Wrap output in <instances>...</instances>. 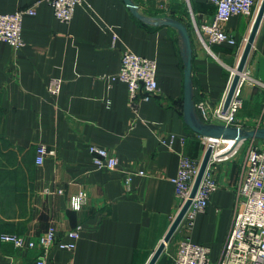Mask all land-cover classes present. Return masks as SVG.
<instances>
[{
    "label": "crops",
    "instance_id": "0c3cea01",
    "mask_svg": "<svg viewBox=\"0 0 264 264\" xmlns=\"http://www.w3.org/2000/svg\"><path fill=\"white\" fill-rule=\"evenodd\" d=\"M36 1L0 0V13ZM132 1L147 20L135 17L123 0H84L63 23L40 1L32 15L22 18L24 45L14 49L0 41V234L37 239L52 225L58 241H67L66 231L80 224L75 248L66 251L53 245L50 264H147L180 209L169 180L180 154L201 161L206 150V139L183 118L179 34L160 21L172 18L186 26L193 101L205 98L212 105L224 101L253 21L231 16L222 28L235 43L206 47L195 25L214 15L215 6L207 0ZM124 49L156 61L158 90L139 101L137 116L126 84L110 79ZM244 69L264 82V22ZM53 78L61 80L57 95L47 91ZM238 98L239 127L255 128L264 89L244 81ZM161 135L174 136L170 147L159 143ZM90 143L116 156L119 168L97 169L87 152ZM38 144L51 151L41 164L35 163ZM246 144L234 156L208 166L218 187L196 215L190 237L209 247L214 263L231 229ZM226 146L230 152L228 140ZM128 168L144 171L132 177L129 189L123 183ZM81 189L87 201L76 211L68 199ZM182 234L183 227H177L154 264H173ZM38 253L0 240V264H35Z\"/></svg>",
    "mask_w": 264,
    "mask_h": 264
},
{
    "label": "built area",
    "instance_id": "2783aa9c",
    "mask_svg": "<svg viewBox=\"0 0 264 264\" xmlns=\"http://www.w3.org/2000/svg\"><path fill=\"white\" fill-rule=\"evenodd\" d=\"M40 1L48 4L57 20L68 23L72 19L75 7L81 5L84 0H37L31 6L13 12L0 13V41L6 42L14 49H20L24 45L21 36L22 18L24 15H32L35 4ZM207 1L215 6L214 15L209 21L199 26L195 25V30L206 47L211 44H234L235 40L223 30L222 25L234 15L248 16L253 20L257 5L261 2V0ZM261 22H264V13ZM235 69L231 72L232 77ZM155 74L156 61L154 59L139 56L129 49L122 51L119 69L110 79H117L126 84L128 102L135 116L138 115L139 101L150 99L158 90ZM244 81L264 89V82L252 77L249 71L243 68L239 73V81L227 109H223V102L212 105L205 98L194 103L200 119L205 123H220L239 127L237 123V112L240 105L238 95ZM60 86V79H50L47 83V91L52 95H57ZM256 127H264V102L261 118L257 120ZM202 137L206 139V148L211 146L212 153L197 191L179 224L183 227V234L178 241L177 251L172 257L173 264H264V141L247 139L234 143L232 140L234 146L231 151L220 153L226 147L227 140ZM173 138V135H161L158 137V141L161 145L170 147ZM245 141L247 144L239 183L236 187L231 229L222 256L218 262L214 263L209 257V247L192 242L190 233L196 215L203 212L209 202L210 195L218 187L212 171L208 168L209 164L234 156ZM87 152L91 163L97 169L115 170L119 168L117 157L104 147L90 143L87 146ZM50 153L51 151L44 144H38L35 150V163L41 164L45 156ZM199 164L200 161L181 153L176 172L169 179L180 208L189 197ZM143 174V170L124 169L123 183L125 187L130 188L134 175ZM61 191V189L57 190L58 193ZM86 201L87 194L82 189L71 194L68 199L69 206L76 211L80 210ZM81 229L82 226L78 224L66 231L67 241H58L56 230L52 225L37 239H28L25 235L3 232L0 234V240L11 243L17 248L38 249L39 253L35 258V264H50L48 254L51 247L56 245L60 249L72 251L80 237Z\"/></svg>",
    "mask_w": 264,
    "mask_h": 264
},
{
    "label": "water",
    "instance_id": "95a60500",
    "mask_svg": "<svg viewBox=\"0 0 264 264\" xmlns=\"http://www.w3.org/2000/svg\"><path fill=\"white\" fill-rule=\"evenodd\" d=\"M123 1L135 17L142 20H147L141 13H139V11L137 10V6L132 0H123ZM263 13H264V0H261L257 8L255 17L252 21L251 27L249 29V33L247 35L241 55L237 62L235 73L231 79L228 91L224 98L223 101L224 110L227 109L234 94V91L237 87L239 81V73L244 68L255 34L260 26ZM160 22L163 25H169L176 28L181 41V57L184 65L183 118L185 123L190 127V129L201 136H205L212 139L233 140L234 143H238L242 140H247V139H259L264 141V127L245 129V128L229 126L220 123H205L200 119V117L196 113L194 101H193V90H192V82H191L192 48H191V41L187 28L181 21L172 18H165ZM211 153H212V148L211 146H208L200 161L199 169L193 181L188 199L184 202V204L181 206L178 213L172 220L166 234L164 235L162 241L159 243V245L153 252L147 264H154V262L162 252L165 243H167L170 240L171 236L179 226L187 208L191 203V199L194 197L197 191L200 180L203 176V173L211 157Z\"/></svg>",
    "mask_w": 264,
    "mask_h": 264
},
{
    "label": "bare ground",
    "instance_id": "6f19581e",
    "mask_svg": "<svg viewBox=\"0 0 264 264\" xmlns=\"http://www.w3.org/2000/svg\"><path fill=\"white\" fill-rule=\"evenodd\" d=\"M229 141V146H228V150H230V149H232L233 148V146H234V143H233V141L232 140H228ZM226 146V145H225ZM223 149H226V147L225 148H223ZM221 150V152L220 153H225V152H227V151H225V150Z\"/></svg>",
    "mask_w": 264,
    "mask_h": 264
},
{
    "label": "rangeland",
    "instance_id": "374dc122",
    "mask_svg": "<svg viewBox=\"0 0 264 264\" xmlns=\"http://www.w3.org/2000/svg\"><path fill=\"white\" fill-rule=\"evenodd\" d=\"M259 4H260V2H259ZM259 4L257 5V8H258V6H259ZM221 147V146H220ZM242 147V145L240 146V148ZM226 148H227V146H226ZM224 150V149H223Z\"/></svg>",
    "mask_w": 264,
    "mask_h": 264
}]
</instances>
